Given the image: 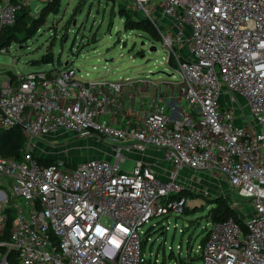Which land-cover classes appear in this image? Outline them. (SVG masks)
Returning a JSON list of instances; mask_svg holds the SVG:
<instances>
[{"label": "built area", "instance_id": "built-area-1", "mask_svg": "<svg viewBox=\"0 0 264 264\" xmlns=\"http://www.w3.org/2000/svg\"><path fill=\"white\" fill-rule=\"evenodd\" d=\"M30 1L0 0V28ZM125 1L147 16L177 80L0 72V129L25 138L19 159L0 154V264L9 252L18 264H148L142 225L184 213L185 169L222 175L250 205H230L239 221L210 220L200 264H264V0ZM135 82L151 95L134 100ZM63 131L105 141L113 161L40 162L36 144ZM148 149L162 151L164 175L139 159L120 168Z\"/></svg>", "mask_w": 264, "mask_h": 264}, {"label": "rangeland", "instance_id": "rangeland-1", "mask_svg": "<svg viewBox=\"0 0 264 264\" xmlns=\"http://www.w3.org/2000/svg\"><path fill=\"white\" fill-rule=\"evenodd\" d=\"M23 7L27 13V26L32 24L29 20L40 12L45 14L48 7L51 10L45 17L41 14L44 23L30 38L26 39L25 29H15V25L10 29L12 39L0 51L2 74L10 76L15 71L73 66L83 81L95 78L117 80L121 76L135 79L147 76L154 81L178 79L177 64L170 58L171 65H167V53L160 40L150 35L141 24L147 16L130 9L125 0H58L53 3L31 0L30 5ZM53 8L57 11L54 12ZM125 15L132 19L128 27L124 25ZM150 26L151 23H147L149 31L152 30ZM151 46L156 49L149 50ZM49 54L52 61L46 62ZM40 142L47 157L65 163L70 169L89 158L104 156L113 161L111 146L95 137L63 131L52 133ZM36 147L35 151L41 145L36 144ZM133 164L131 158L119 163L125 171H129ZM183 175L190 178L182 177L187 213L175 218L173 214L166 217L156 215L142 225L150 238L143 247L144 260L148 264H200L198 246L210 229L207 211L216 199H223L228 205L241 203L242 215L250 211L249 203L229 190L222 175L189 169H185ZM8 213L14 215V210L9 209ZM180 229H183L182 233Z\"/></svg>", "mask_w": 264, "mask_h": 264}, {"label": "trees", "instance_id": "trees-1", "mask_svg": "<svg viewBox=\"0 0 264 264\" xmlns=\"http://www.w3.org/2000/svg\"><path fill=\"white\" fill-rule=\"evenodd\" d=\"M13 1H16V0H13ZM53 2H58V0H47V3H53ZM50 10L51 9H49L48 7L45 14L43 12H40V15H38L34 19L33 18L30 19L29 21H31L32 24L28 26L25 25L26 23L25 18H27L26 16L27 13L24 10V7H21L19 10H17L15 14L14 22L10 25H5L0 28V49L5 47L8 44V42L11 41L12 37L10 35L11 34L10 29L14 25H15V29H25L23 33L26 36V39L30 38L31 36H33L34 31L38 29V27H40L44 23V20L41 19V14H44V17H45V15ZM53 11L56 12L57 10L53 8ZM143 20L144 21L143 22L141 21V24L146 28L145 30L148 31L150 35L154 36L156 40H159V37L156 31L154 30L152 24H151L152 30L149 31L147 27V23L150 24V22L146 18ZM131 21L132 19L129 16L125 15L124 25L128 27L131 24ZM145 21L146 23H144ZM29 29H32V31H30ZM45 60L46 62H51L52 55L51 54L47 55ZM30 62H33V60H31ZM11 75H13V73ZM24 140L25 138L22 132L17 127H12L10 129H0V154L6 155V156H13L19 159L20 158L19 148L24 144ZM38 160L40 162L49 163L50 161L54 159L50 157H39ZM184 213H187L186 207L184 209ZM207 217L210 218V220L213 222L223 221L229 217H233L234 219L239 221L236 212L223 199H216L213 202V205H211L207 211ZM12 218H13V215L8 214V218H7V222L5 226L6 233L9 230V227L11 225ZM182 232L183 230L181 231V233ZM8 260H9V264H18L14 252H9Z\"/></svg>", "mask_w": 264, "mask_h": 264}, {"label": "crops", "instance_id": "crops-1", "mask_svg": "<svg viewBox=\"0 0 264 264\" xmlns=\"http://www.w3.org/2000/svg\"><path fill=\"white\" fill-rule=\"evenodd\" d=\"M132 89V92L134 93V100H137L139 96L146 99L152 93L151 89L143 82H135V85L132 86ZM37 144H40L41 147H39L36 151L34 149V153L40 157H47L46 151L42 150L41 142H38ZM37 147L35 146L36 149ZM127 158H131L133 159V161H135L136 159L142 160L145 164L157 170L160 175H164V172L169 167V165L162 159V151L156 149H148L146 152L141 154L132 152L128 154Z\"/></svg>", "mask_w": 264, "mask_h": 264}, {"label": "water", "instance_id": "water-1", "mask_svg": "<svg viewBox=\"0 0 264 264\" xmlns=\"http://www.w3.org/2000/svg\"><path fill=\"white\" fill-rule=\"evenodd\" d=\"M156 49V47L155 46H151L150 48H149V50H155ZM67 63V61H65V63L64 64H66Z\"/></svg>", "mask_w": 264, "mask_h": 264}]
</instances>
